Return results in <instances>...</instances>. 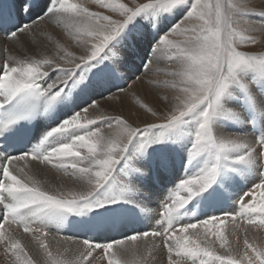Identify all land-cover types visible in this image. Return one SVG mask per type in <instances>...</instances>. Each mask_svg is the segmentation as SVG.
Masks as SVG:
<instances>
[{
  "label": "snow or ice",
  "instance_id": "1",
  "mask_svg": "<svg viewBox=\"0 0 264 264\" xmlns=\"http://www.w3.org/2000/svg\"><path fill=\"white\" fill-rule=\"evenodd\" d=\"M250 3L0 0V36L32 50L0 57L9 264H153L159 251L166 264H264V243L248 236L264 230V51L247 50L251 33L264 34V6ZM149 74L171 90L163 110L136 98L150 120L104 114L102 99ZM33 166L71 184L38 179ZM66 231L79 235L65 236L75 250L54 252L48 238ZM104 233L116 235L95 239Z\"/></svg>",
  "mask_w": 264,
  "mask_h": 264
},
{
  "label": "bare ground",
  "instance_id": "2",
  "mask_svg": "<svg viewBox=\"0 0 264 264\" xmlns=\"http://www.w3.org/2000/svg\"><path fill=\"white\" fill-rule=\"evenodd\" d=\"M253 1H256L257 3H262V6H264V0H253ZM89 6L93 7L95 9V5L90 4ZM255 21L258 22V18H256ZM49 31H51L53 34L59 36L62 39V41L65 42L66 44H68L69 46L73 45L72 40L70 38H68L61 31V29L50 25ZM251 35H254L257 37V41H258L257 44H258L259 41L261 40V37L263 34H261L260 32H254V33H251ZM2 43H3L2 38L0 37V57L3 56L2 50L5 49V47L2 45ZM6 43L12 44V45H9V47L7 49L9 50L10 53H12L14 55L22 57L23 55H25L26 52H27V54H31V52H32L31 48L25 49L24 43H14L12 41H6ZM257 44H255V45H257ZM255 45H253V46H255ZM160 67H164V65H161ZM163 79H165V77L163 75H151V74L144 75L141 77L140 80H138L134 84H132L131 89H129L128 92H125L126 94L124 93L125 95L123 93L122 94L120 93V94H118L119 98L112 97V98H108L105 100H101L100 101L101 110L104 112V114L106 116L123 115L126 118H129L130 120L135 119L137 121V123H142L143 119L150 120L151 117L147 116L146 114H143L142 110L139 109L138 105L135 104V99L140 98L144 102L148 103L150 106H153V107L157 108L158 110H163L164 105L160 99V96L162 93L171 95V90L161 89V88L155 87L149 83V81H158V80H163ZM154 88L156 89V95L153 97L152 95H154V92H155ZM134 112L137 113V116L132 115V113H134ZM89 114H90V116H95L98 113L95 109L90 108ZM33 171L37 175L38 179L46 180L48 183H50L52 185L59 186V184L61 182H63L65 185L71 184V181L67 176H65V175L62 176L56 172H53L52 170H50L48 168L45 169L42 167L33 166ZM11 229L15 230V235L17 236V238H20L22 240V242L28 246L30 252L31 251H32V253L37 252L36 254L39 253L37 247L30 240V237L21 235L19 232V229H15L12 226H11ZM6 230H9V226H7ZM229 231H231V227L229 228ZM52 233L55 234L56 237L54 235H52L48 238V241H49L50 247L53 249L54 252H55L57 247L63 249V247H65V246L72 245L71 241L63 240V238H65V236H67L66 233H64V234L56 233V232H52ZM257 233H259V237L254 236L255 233L254 234L248 233V236H251V237H249V239L252 240L255 237V238H257V242L264 243V230H260ZM57 235H60V236H57ZM53 237L55 239H53ZM258 238L260 239V241H258L259 240ZM242 239H243V234H241V246H242ZM72 247H73V251H74L75 245H72ZM233 247L235 248L237 246L235 244H233ZM221 251H223V250H221ZM1 252H3V249ZM36 254H34V255H36ZM0 262H2V261H0ZM153 264H166V254L164 251H159V252H156L154 254Z\"/></svg>",
  "mask_w": 264,
  "mask_h": 264
},
{
  "label": "rangeland",
  "instance_id": "3",
  "mask_svg": "<svg viewBox=\"0 0 264 264\" xmlns=\"http://www.w3.org/2000/svg\"><path fill=\"white\" fill-rule=\"evenodd\" d=\"M234 2H235V0H234ZM249 6L251 7V6H255L257 9H259L260 7H262V3H257L256 1H253V0H251V3L249 4ZM251 19H253V20H255L256 18L255 17H253V18H251ZM254 33V32H253ZM2 45L7 49L8 47H9V45H12V44H8V43H6V40H4V39H2ZM247 50H250V51H264V34L262 35V37H261V40L259 41V43L257 44V45H255V46H248V48H247ZM154 90H155V92H154V95H152L153 97L156 95V89L154 88ZM122 94V93H121ZM124 94V93H123ZM126 94V93H125ZM124 94V95H125ZM102 100H105V99H102ZM103 105V104H102ZM232 227V226H231ZM258 231H250L249 233H251V234H254V236H256V237H259V233H257ZM241 234H243V233H241ZM52 235H54L55 236V234H53V233H51V235L50 236H52ZM250 235V234H249ZM57 236H60V235H57ZM56 237V236H55ZM249 237H251V236H249ZM231 238V237H230ZM259 239V238H258ZM31 240V239H30ZM63 240H65V238H63ZM258 241H260V239L258 240ZM259 243V242H258ZM32 253V251L30 252V254ZM37 252H35V253H32V256L34 257V259H39V253L38 254H36ZM34 254H36V255H34ZM0 261H2V262H0V264H9V261H8V258L4 255V254H2V255H0Z\"/></svg>",
  "mask_w": 264,
  "mask_h": 264
}]
</instances>
